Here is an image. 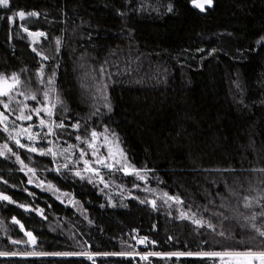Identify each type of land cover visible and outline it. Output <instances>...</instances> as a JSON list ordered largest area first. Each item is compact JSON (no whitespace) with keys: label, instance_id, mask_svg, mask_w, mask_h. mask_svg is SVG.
I'll return each instance as SVG.
<instances>
[{"label":"trees","instance_id":"obj_1","mask_svg":"<svg viewBox=\"0 0 264 264\" xmlns=\"http://www.w3.org/2000/svg\"><path fill=\"white\" fill-rule=\"evenodd\" d=\"M263 38L264 0L0 6V78L14 84L0 95V264H227L169 253L264 252L244 219L264 209L243 207L264 195Z\"/></svg>","mask_w":264,"mask_h":264},{"label":"snow or ice","instance_id":"obj_2","mask_svg":"<svg viewBox=\"0 0 264 264\" xmlns=\"http://www.w3.org/2000/svg\"><path fill=\"white\" fill-rule=\"evenodd\" d=\"M195 2V0H194ZM204 3H207L209 5H211L212 3V0H204ZM8 4H9V0H0V6H3V7H8ZM197 7L201 8V10H203V4H200V3H197L196 4ZM20 16H23L24 13H20L19 14ZM31 15H38L37 13H32ZM39 35H43V33H40ZM57 44H59V40H57ZM45 59H47V57H45ZM103 71V69H102ZM54 75V74H53ZM0 79H6V78H0ZM14 83H19V78L13 74L12 78H11ZM49 83L51 84L52 83V80L50 79L49 80ZM12 87H14V84H8V88L11 89ZM0 95H7V92L6 91H0ZM45 97L48 96V93L45 92L44 93ZM31 99L35 100L36 97L33 95L30 97ZM62 104V102H61ZM5 107H7V105H5ZM53 107H55V105H53ZM109 109H110V105H109ZM37 111V114L39 113L40 110H36ZM45 111H47V114L49 116L52 115V112L51 111H48L47 109H45ZM21 118L23 119H31L30 116L28 117H25V116H22ZM44 121L41 120V124H43ZM57 127H64L63 123H60L57 125ZM75 127H79V125H75ZM97 134L95 132L92 133V136L95 137ZM77 139H79V137H77ZM102 162V161H100ZM85 163H87V161H85ZM107 166V165H106ZM259 171L261 172H264V169H260ZM143 177H141L142 179ZM229 191L231 192V189H229ZM235 194V193H233ZM4 199H7V197H3ZM170 199H175L177 202H181L179 201V198L178 197H170ZM244 200V204H243V207L245 208H252L253 207V204H258L262 207V209H264V204H261V201L264 200V195H261L260 197H248V196H245L243 198ZM221 216L223 215L222 213L220 214ZM260 217L262 219V222H264V210H262L259 214H256V213H253L252 215L250 216H247V217H244V219L246 221H248V223L251 224V227L253 229H255L256 232L259 233L260 236H264V230H261V228H258L256 227V224L253 223L254 221L257 220V217ZM225 219H227V217H224ZM197 224L200 223V221H195ZM209 227H214L213 225L209 224L208 225ZM245 227H247V224L244 225ZM27 236L31 237V242L33 244H35V238L32 237V234L29 232V233H26ZM220 235L223 236L224 235V232H220ZM143 242V241H141ZM13 243H18V241H13ZM0 255H3V253H0ZM40 255H45L44 253H40ZM57 255H75L74 253H57ZM175 255H184L183 253H178V254H175ZM188 255H192L191 253H189ZM200 255H204V256H208V257H220V258H224V257H244V258H247L249 259V261L252 259V258H256V259H260L262 261H264V252H259V253H256V252H251V251H246V252H230V251H224V252H209V253H202ZM91 258V257H89ZM146 258V257H145Z\"/></svg>","mask_w":264,"mask_h":264},{"label":"rangeland","instance_id":"obj_3","mask_svg":"<svg viewBox=\"0 0 264 264\" xmlns=\"http://www.w3.org/2000/svg\"><path fill=\"white\" fill-rule=\"evenodd\" d=\"M261 43H264V38L261 41H258L257 45H260ZM8 84L9 83L5 79H0V91L3 89H8ZM127 171L133 173L132 169L131 170L128 169ZM1 175H2L4 180H6L7 182H11V183H18L19 177H20L19 172L16 169V167L9 164V163H6V162L2 163ZM54 181L60 190H62V191H68L69 190V187L67 186V184H65L60 178L55 177ZM29 240L31 242V237H29ZM141 241H143V242H141ZM145 243H146V240L144 238H141L139 240V244H140L139 246H144ZM31 245H34V244L31 242ZM175 254H178V253H169V256H183V255H175ZM183 254L187 255V256H192V255L204 256V255H200L202 253H191L192 255H188L189 253H183ZM21 255L30 256V255H40V254H35V253L26 254V253H24ZM87 255L92 256V254H90V253H88ZM161 255L162 254H158V253H154V252H147V253H141L140 257L141 258H143V257H146V258L147 257L163 258V257H165V256H161ZM223 259L226 261L227 264H256L254 261L258 260L256 258H252L249 261V259L244 258V257H239V258H237V257H224Z\"/></svg>","mask_w":264,"mask_h":264}]
</instances>
